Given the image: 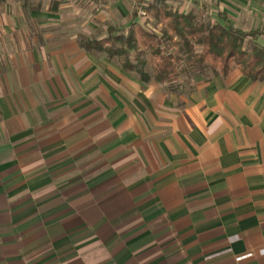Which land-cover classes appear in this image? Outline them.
<instances>
[{
	"label": "crops",
	"instance_id": "0c3cea01",
	"mask_svg": "<svg viewBox=\"0 0 264 264\" xmlns=\"http://www.w3.org/2000/svg\"><path fill=\"white\" fill-rule=\"evenodd\" d=\"M206 2L264 46V0ZM54 3L0 0V264H264V83L143 84Z\"/></svg>",
	"mask_w": 264,
	"mask_h": 264
},
{
	"label": "trees",
	"instance_id": "16d2710c",
	"mask_svg": "<svg viewBox=\"0 0 264 264\" xmlns=\"http://www.w3.org/2000/svg\"><path fill=\"white\" fill-rule=\"evenodd\" d=\"M167 2L139 0L145 16L163 24L160 32L132 23L126 34L108 28L105 39H81L79 48L115 60L123 72L135 75L143 84H172L183 75L206 79V69L214 77L225 78L233 68L251 82L264 83V46L256 41L258 33L235 28L223 14L218 21L206 23L195 13H181ZM53 7L55 11L57 4ZM136 17L135 13L133 20ZM145 53L150 57L151 73L140 60Z\"/></svg>",
	"mask_w": 264,
	"mask_h": 264
},
{
	"label": "rangeland",
	"instance_id": "374dc122",
	"mask_svg": "<svg viewBox=\"0 0 264 264\" xmlns=\"http://www.w3.org/2000/svg\"><path fill=\"white\" fill-rule=\"evenodd\" d=\"M61 9V16L57 19V39L75 38L77 44L81 39L101 40L108 36V28L126 34L132 23H137L149 31L160 32L163 24H158L149 16H145L139 0H55ZM151 2V0H146ZM207 0H168V5L182 12H193L206 22H216V14ZM137 17L133 20L132 16ZM135 21V22H134ZM262 44L261 42H257ZM250 44L248 43L246 47ZM105 58V56H103ZM146 63L145 71L151 73L150 57L148 53L140 56ZM204 77L212 76L206 69ZM133 75V74H132ZM199 75V73H196ZM135 77V75H133ZM198 76V77H199ZM202 79V75L200 76Z\"/></svg>",
	"mask_w": 264,
	"mask_h": 264
},
{
	"label": "built area",
	"instance_id": "2783aa9c",
	"mask_svg": "<svg viewBox=\"0 0 264 264\" xmlns=\"http://www.w3.org/2000/svg\"><path fill=\"white\" fill-rule=\"evenodd\" d=\"M242 259V258H241Z\"/></svg>",
	"mask_w": 264,
	"mask_h": 264
}]
</instances>
